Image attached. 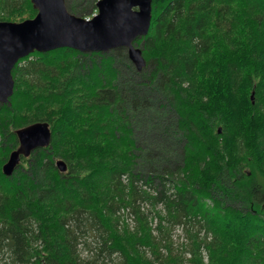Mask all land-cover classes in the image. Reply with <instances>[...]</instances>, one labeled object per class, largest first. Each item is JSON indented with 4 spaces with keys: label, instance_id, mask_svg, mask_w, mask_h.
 <instances>
[{
    "label": "trees",
    "instance_id": "obj_1",
    "mask_svg": "<svg viewBox=\"0 0 264 264\" xmlns=\"http://www.w3.org/2000/svg\"><path fill=\"white\" fill-rule=\"evenodd\" d=\"M35 14L30 0H0V22ZM136 43L140 72L123 48L34 52L13 68L0 264H264V0H152ZM148 93L160 149L132 139L140 111L156 114ZM40 121L50 146L4 176L15 130Z\"/></svg>",
    "mask_w": 264,
    "mask_h": 264
},
{
    "label": "water",
    "instance_id": "obj_2",
    "mask_svg": "<svg viewBox=\"0 0 264 264\" xmlns=\"http://www.w3.org/2000/svg\"><path fill=\"white\" fill-rule=\"evenodd\" d=\"M36 15L21 22H0V104L10 105L14 90L12 70L19 60L34 52L68 48L81 53L107 52L124 48L137 72L146 62L137 39L147 35L152 0H99L97 14L85 19L69 13L66 0H30ZM253 95L251 96V99ZM18 146L2 166L11 176L22 158L50 146L52 133L47 122H36L15 130ZM60 172L66 164L56 163Z\"/></svg>",
    "mask_w": 264,
    "mask_h": 264
},
{
    "label": "rangeland",
    "instance_id": "obj_3",
    "mask_svg": "<svg viewBox=\"0 0 264 264\" xmlns=\"http://www.w3.org/2000/svg\"><path fill=\"white\" fill-rule=\"evenodd\" d=\"M94 1L95 0H71V2H70L71 5L69 3V5H70L69 6L67 4L68 1L66 0V6L69 7V8L72 7L73 11H69V10L68 11H69V13H71L73 15H76V16L80 17L79 14H77V13L74 14L75 10H79L81 12L84 10V12L87 11L88 13H87L86 17H82V18H89V17L91 18L97 12L96 4L95 3L93 4ZM91 4H93V5H91ZM92 6H94V8H92ZM69 8H67V9H69ZM119 66H120V68H118V69H119V71L121 73V80H120L121 84L123 82H128V83H130L129 85L134 86V84H136V82L138 81L139 77L138 76H134L133 72L130 70V68H128V65H126L125 63H122L120 61ZM131 66L134 68L132 63H131ZM148 95H151L150 96V98H151L150 101H151L153 107L155 108L154 112L156 114L152 115L153 114L152 110H150V111L149 110L140 111V114H138L139 118L136 117L137 119L134 120L135 121L134 134L132 136V139L134 140V142H136L137 146H143V147H146V146L147 147L158 146L159 149H160L161 148L160 146L162 145V144L160 145L161 141L160 140L157 141L156 137H155L156 134L163 133L162 128L164 127V126H162L164 119H162V121H161V118H160L161 117L160 116V106H159L160 98H159V95L156 94V93L155 94L154 93H151V94L148 93ZM165 115H166V117H164L165 119H168V118H170V120L172 119V117L170 116L169 113L166 112ZM147 118H149V119H147ZM168 137H167L168 139H166V140L168 142H170L169 143L170 147L175 149L177 151V154H178L179 153V148L181 147V145L179 144L178 141H176L175 139H172L171 136H168ZM179 234H180V232L177 231L176 235H179Z\"/></svg>",
    "mask_w": 264,
    "mask_h": 264
},
{
    "label": "bare ground",
    "instance_id": "obj_4",
    "mask_svg": "<svg viewBox=\"0 0 264 264\" xmlns=\"http://www.w3.org/2000/svg\"><path fill=\"white\" fill-rule=\"evenodd\" d=\"M29 55H30V54H29ZM29 55H28V56H29ZM26 57H27V56H26Z\"/></svg>",
    "mask_w": 264,
    "mask_h": 264
},
{
    "label": "flooded vegetation",
    "instance_id": "obj_5",
    "mask_svg": "<svg viewBox=\"0 0 264 264\" xmlns=\"http://www.w3.org/2000/svg\"><path fill=\"white\" fill-rule=\"evenodd\" d=\"M96 4V3H95Z\"/></svg>",
    "mask_w": 264,
    "mask_h": 264
}]
</instances>
